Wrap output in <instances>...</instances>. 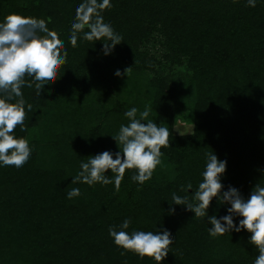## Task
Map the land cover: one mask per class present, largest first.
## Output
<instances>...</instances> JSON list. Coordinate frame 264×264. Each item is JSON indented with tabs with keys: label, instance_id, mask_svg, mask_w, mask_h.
<instances>
[{
	"label": "trees",
	"instance_id": "trees-1",
	"mask_svg": "<svg viewBox=\"0 0 264 264\" xmlns=\"http://www.w3.org/2000/svg\"><path fill=\"white\" fill-rule=\"evenodd\" d=\"M81 2L0 0V22L13 12L45 19L67 51L58 79L42 94L34 84L22 88L26 130L17 126L14 135L28 140L31 156L21 168L0 164V264L9 262L3 249L18 245L38 252L39 264L48 257L49 264H157L114 243L108 228L119 230L126 218L129 233L171 232L173 243L160 264H254L259 252L246 229L209 234L208 216L227 215L230 204L214 197L208 215L197 218L170 203L173 193L194 202L211 152L226 161L223 191L235 187L247 199L257 183L264 186V0L255 7L247 0H110L104 22L122 41L108 54L103 40L87 41L83 33L72 46L71 25ZM153 28L163 37L165 58L186 60L190 72L176 85L160 75L140 80L154 71L155 58L140 48ZM176 88L192 113L191 134L173 131ZM143 96L156 110L150 119L170 131L161 163L179 170L178 182L154 172L140 184L129 169L118 191L111 170L108 185L72 184L88 156L119 151L112 135L129 123L126 111H143ZM72 188L81 194L69 199ZM233 219L238 225L242 217Z\"/></svg>",
	"mask_w": 264,
	"mask_h": 264
},
{
	"label": "clouds",
	"instance_id": "clouds-1",
	"mask_svg": "<svg viewBox=\"0 0 264 264\" xmlns=\"http://www.w3.org/2000/svg\"><path fill=\"white\" fill-rule=\"evenodd\" d=\"M250 7L256 6V0H247ZM110 0H83L76 8L71 25L70 42L77 45L78 34L83 33L87 41H104V52L108 54L122 37L110 24L104 22L102 12L111 8ZM87 29V31H86ZM67 51L63 41L55 31L48 28L45 19L25 17L19 13H9L0 22V164L4 166L23 167L31 156L29 142L17 138L14 133L17 126L25 131V100L22 88L35 85L37 95L42 94L46 85L58 79L59 68L66 63ZM129 67L124 70L127 74ZM121 75L119 70L115 73ZM26 78H31V81ZM28 110L32 105H27ZM150 106L143 111L132 107L124 113L127 125L122 124L116 135H112L119 151H103L88 156L87 162H81L80 171L71 183H84L89 186L96 183L108 185L113 183L106 173L114 174L115 189L118 191L126 170L135 169L137 174L132 180L140 184L152 178L156 167L161 164V149L170 146V131L149 119ZM147 121V123H144ZM182 135V134H181ZM206 169L203 180L199 183L190 202L187 196L172 194V203L186 206L197 218L208 215L207 210L214 197L221 203L230 204L228 214L217 218L208 216L212 225L208 231L212 237L222 236L232 230L240 232L246 229L250 235L249 242L258 249L254 264H264V186L256 184L250 196L245 199L240 191L229 186L223 191L221 177L226 171V161L220 160L213 152L207 153ZM115 156V158H113ZM192 189L189 183L187 189ZM80 189L68 191L69 199L79 196ZM174 212L175 209H170ZM242 217L239 224L234 223L233 216ZM131 219L126 218L119 225L109 226V235L114 243L125 251L133 252L141 258H154L157 264L163 261L173 243L169 230L163 231H126ZM124 255V252L121 253Z\"/></svg>",
	"mask_w": 264,
	"mask_h": 264
},
{
	"label": "rangeland",
	"instance_id": "rangeland-1",
	"mask_svg": "<svg viewBox=\"0 0 264 264\" xmlns=\"http://www.w3.org/2000/svg\"><path fill=\"white\" fill-rule=\"evenodd\" d=\"M163 37L160 36L159 33H156L154 28L151 31V35L148 41L143 42L141 44V50H144L149 55H152L156 63L154 65V71H145L141 77V81H147L148 79L154 76H164L168 78V82L170 85H176L178 81H180L181 76L189 73L190 71L187 69L186 60L183 58L180 63H172L168 58H165L163 55L166 52L164 46L162 44ZM176 100L174 105L171 107L174 114V124L173 131L175 134H191L193 131V121H192V113L190 110L181 102V97L184 96L183 92L179 91L178 88L174 91ZM150 106L151 112L153 115L156 110L150 98L143 96V105L142 110L145 109V106ZM158 116V115H157ZM150 119V116H149ZM44 148L47 149L48 145H44ZM192 163V162H191ZM186 165H190L189 162H186ZM161 176L170 177V178H179V170L174 168L173 165H165L163 163L159 164L155 171ZM178 176V177H177ZM178 182V180L176 181ZM4 254H8L9 262L8 264H39L36 262L38 252L29 250L28 248H22L20 245L17 248L8 249L4 248ZM15 250V251H14ZM19 250L22 254H19ZM40 264H49V257L45 262ZM50 264H55L51 262ZM56 264H63L56 263Z\"/></svg>",
	"mask_w": 264,
	"mask_h": 264
}]
</instances>
